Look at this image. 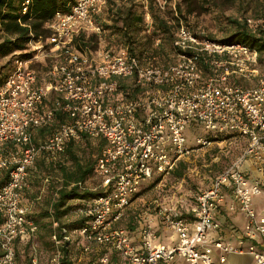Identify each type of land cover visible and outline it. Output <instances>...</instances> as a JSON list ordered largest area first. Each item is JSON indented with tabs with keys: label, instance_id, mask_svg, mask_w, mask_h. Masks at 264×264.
Masks as SVG:
<instances>
[{
	"label": "built area",
	"instance_id": "2783aa9c",
	"mask_svg": "<svg viewBox=\"0 0 264 264\" xmlns=\"http://www.w3.org/2000/svg\"><path fill=\"white\" fill-rule=\"evenodd\" d=\"M30 1L23 3L24 14ZM105 2L74 0L68 12L58 11L47 24L51 36L34 42L39 50L33 58L14 61L0 87V181L4 172L9 174L0 189V211L5 216L0 226V264H17L16 241L39 229L23 203L29 169L42 152L56 159L70 139L82 134L106 141L96 171L106 194L85 210L91 219L78 232L84 251L107 245L119 258L113 262L104 254L94 264H225L230 255H250L254 264H264V215L254 205L263 184L242 169L250 160L264 175L261 53L245 44L207 39L183 24L175 41L176 60L166 67L144 63L128 48L99 54L79 51L77 36L101 33L94 16ZM158 3L165 9L168 0ZM247 22L264 28V19L247 18ZM34 60L48 62L43 74L34 68ZM57 114L67 120L45 141L35 143V131L50 128ZM191 122L216 137L240 135L246 148L210 187L197 193L186 217L173 202L152 203L154 214L176 235L173 244L157 243L152 216L146 218L140 242L135 243L129 231L116 223L145 182L169 176L191 153L186 134ZM196 141L203 147L215 142L203 136ZM228 195L233 199L229 209L239 210L247 219L235 241L224 238L216 219ZM53 224L59 226L56 220ZM67 234L63 239L53 235L56 246L70 240ZM49 264H61V255L57 252Z\"/></svg>",
	"mask_w": 264,
	"mask_h": 264
},
{
	"label": "trees",
	"instance_id": "16d2710c",
	"mask_svg": "<svg viewBox=\"0 0 264 264\" xmlns=\"http://www.w3.org/2000/svg\"><path fill=\"white\" fill-rule=\"evenodd\" d=\"M73 1L74 0H31L28 10L24 14L23 3L25 0H0V57L11 55L17 51L19 52V54L13 58L9 71L6 74H3V72L0 71V87L4 84L8 74L12 71L14 67V61L16 59L27 60L32 58L34 53L29 52V48L32 43L39 40L45 41L51 36L52 32L47 27V24L55 17L58 11L68 12L71 9V4ZM211 2L213 1L204 0V3H201L200 0H183V4H178V7H176L174 10L175 13L172 11L162 13L163 11L158 7L156 0H152L150 5V13L154 17L156 29L152 36H147L149 37L148 43L144 42L142 44L139 41L137 42L136 38L131 34V32L139 30L144 21V13L138 12L135 4L126 6L124 8H119V12L117 13V21L118 23L121 21L122 24L116 28L118 30H123V35L130 44L128 50L131 54L137 56L144 63H154L152 61L156 62L157 57H160L161 55L164 57L166 55L168 56L165 50V43H170L177 54L178 51L175 46V41L177 37V31L181 26V21H187L189 16L200 13L202 10L208 11L210 9L209 7L211 6ZM206 4L210 6H206ZM99 16V13L96 14L94 19L97 24L101 25L100 21L98 20ZM186 27L192 29L189 24H187ZM192 30L196 32L194 29ZM156 36L161 38L164 44H161L157 48L153 49V43L151 41L153 40L152 38ZM96 37V33H93L90 37H87V32H82L76 37L75 45L81 52H92V44ZM205 38L224 44H245L257 49L261 54L264 53V28L261 25L250 26L247 22V19L243 23L237 22L235 31L228 39L219 41L210 36H205ZM168 65H163V67ZM4 68H6V66H4ZM131 93L132 92H128V95L131 96ZM66 120V115L57 114L56 121L50 128H41L37 130L38 132L40 131V134L50 135L56 129L58 124L65 122ZM199 125L201 124L191 122L187 127L186 134L188 136V145L191 149L192 147H203L197 144L196 141L197 137L200 136L206 137L212 141H217L231 136V134H228L216 137L214 134L204 129L202 135H198L195 139H193V142H191V138L188 135V129L191 127L194 132L197 133L196 128ZM238 136L243 138L240 135ZM81 139H94L95 141L97 152L93 151L88 160H83V158L78 155L77 143ZM34 142H37L35 137ZM105 147L106 141L104 138H91L86 134H82L78 139H70L66 143L64 152L58 154L55 161L50 159L51 155L49 153L42 152L40 156L42 155L43 159L50 161V165L55 167L53 168V171H56V179L52 176V169H49V166L44 161H41L40 163L37 162L39 159L37 158L35 163L38 165L36 170L32 169L33 166L29 169V186L23 190L22 196L25 199L28 197V194L31 191L27 189L37 188L42 185L44 179L43 170H46L48 173H50L48 174V188H58V192L56 193V198L47 203L49 205L48 209L43 210L39 214L36 212H30L28 217L36 224L42 218H51L58 221L59 226L57 234L58 238L61 239H63L67 233L80 230L83 226H85L91 219V216L87 215L86 213L68 224H64L63 219L74 213L76 209H81L83 207L82 209L85 211L89 208L88 205L75 207L74 205L70 204L72 201L81 200L84 202H91L97 197L106 194L105 187H102L100 184L94 189H90L93 187L88 185V181L92 177L97 176V166L102 159ZM59 156L66 159L67 161H71L73 167H68L61 160L58 161ZM180 165H182V162ZM173 174L179 178L182 177L179 168H176V170L173 171ZM161 179L162 176L156 178L149 188H154L161 181ZM8 180L9 174L6 171L4 172L0 181V189L8 182ZM4 220L5 216L3 212L0 211V226L3 224ZM139 221V219L136 220L134 218L128 220L126 229L128 231L134 229L135 226L139 224ZM143 222L145 221L143 220Z\"/></svg>",
	"mask_w": 264,
	"mask_h": 264
},
{
	"label": "rangeland",
	"instance_id": "374dc122",
	"mask_svg": "<svg viewBox=\"0 0 264 264\" xmlns=\"http://www.w3.org/2000/svg\"><path fill=\"white\" fill-rule=\"evenodd\" d=\"M152 0H106V2L101 6V10L99 12L98 20L101 23L102 31L101 33L87 31V37H90L93 33H96L97 37L95 41H93V51L94 53H102L107 50H120L122 48H128L130 46L126 37H124L123 30H118L116 27L121 26V21L118 23V15L119 8L130 6L135 4L137 7V11L140 13H144V21L139 30L131 32V34L136 38L137 42H149V37L152 36L153 32L156 29V24L153 15L150 13V5ZM211 6L206 4V6H210L207 11H200V13L191 15L187 18V21L182 20L181 24L187 26L189 24L192 29H194L197 33L203 34L205 36H210L216 40H225L228 39L231 34L235 31L237 26V22L243 23L247 18H252L253 20L264 19V0H212ZM158 7L162 10V13H166L175 10L174 5L178 7V4H183V0H168V4L165 9L160 7L158 0H156ZM201 3H204V0H200ZM157 8V7H156ZM151 41L153 44V49L157 48L159 45L164 44L163 40L159 37H153ZM36 43H33L29 52L34 53L32 58L38 53L39 49H35ZM165 50L168 54L164 56L157 57L156 62L154 64L163 66L173 63L176 60V52L175 49L170 45V43H165ZM19 52H14L11 55L0 57V71L3 74H6L9 71V68L12 65V60L15 56H17ZM164 57V58H163ZM48 62L37 63L35 60L33 61L34 68L40 73L43 74L45 72L46 65ZM6 66V68H4ZM264 71V53L261 54L260 61V72ZM246 85H249L246 82H242ZM135 94H131L129 97H134ZM205 128L203 125H199L196 128L197 133L189 127L188 135L190 136V141L193 142L198 135H202V132ZM35 137L37 141L40 139L47 137L48 134H39L38 130L35 131ZM223 140L226 142H222V139L217 140L209 147H199L193 148L189 155H186L182 158L176 165V168H179L182 177L179 178L175 174L171 173L166 177L164 181L165 184V193H163L160 197L163 199L165 197L168 200H183L187 205L193 203L194 196L198 193L200 188H207L213 179L221 173L225 168L229 167L233 163H235L243 154L245 150L244 140L239 138L238 135L231 134L230 137H225ZM195 144V143H194ZM78 147V155L83 158V160H88L89 156L92 155L93 151H96V145L94 139L85 140L81 139L77 143ZM97 152V151H96ZM95 156V155H94ZM37 162L44 161L49 169H52L51 173L53 178L56 179V171H53L55 168L53 165H50V161L42 158V155L38 157ZM51 160H56L50 158ZM61 160L68 167H73L71 161H67L61 156L58 157V161ZM182 162V165L180 163ZM36 165V166H35ZM38 164H34L32 169L36 170ZM257 172L264 176L262 172L257 170ZM48 171L43 170V182L40 187L37 188H48V185L44 182L45 178L48 176ZM256 177V176H254ZM54 180V179H53ZM52 181V179H51ZM100 184L99 178L97 176L92 177L88 181V185L97 188ZM144 187H141L139 191H141ZM149 188L145 189L143 192L146 193V202H150L154 199H157L159 194L154 193L152 191H148ZM41 208V207H40ZM40 208L36 209V213L39 214ZM136 211L132 209V212ZM73 216V215H71ZM69 216V217H71ZM75 220V219H74ZM73 222V221H72ZM71 223V222H69ZM47 232V231H46Z\"/></svg>",
	"mask_w": 264,
	"mask_h": 264
},
{
	"label": "crops",
	"instance_id": "0c3cea01",
	"mask_svg": "<svg viewBox=\"0 0 264 264\" xmlns=\"http://www.w3.org/2000/svg\"><path fill=\"white\" fill-rule=\"evenodd\" d=\"M38 133L40 134V131ZM46 138L47 137H44L36 143H41L45 141ZM241 139L244 140L243 142L246 148V139ZM222 142H226V140L222 139ZM242 169L246 173V175L249 176L250 179H261L262 181L263 193L260 196L255 197L254 205L258 213L260 215H264V176H261L257 172L258 169L256 165L253 161L250 160L244 163ZM158 177L159 176H155L153 179L145 182L142 185V187L144 188L138 192L137 196L135 197L132 203V206L130 207L126 215L123 217L122 220L116 223L117 226H122L126 228L128 220L132 218L140 220L139 224L136 225L134 229H131L129 231L135 243L140 242L141 231L145 225V222H143V220L145 221L148 216L155 217L154 226L158 234V244L171 245L176 241V235L171 232L163 224V222L154 214L155 208L152 205L154 201H158L161 203L173 202L178 206L180 212L183 213L185 217L187 216V211L192 204L191 203L187 205L186 203H184L183 200H168L165 197H163L162 199L160 196L165 193L166 188L164 181L166 180V177L162 178L161 181L154 188H149L153 181ZM48 180L49 177L47 176L44 180L46 185L49 184L47 183ZM212 182L208 187L212 185ZM147 188H149V190L145 192L152 191L154 193H158V198L150 202H146V200H144L146 198V193H144L143 191ZM203 189L206 188H200L198 193ZM27 190L31 191L29 192L28 197H26L25 199L23 198V203L30 209L29 212L31 213L37 212L36 209L40 207V211L48 209L49 205L47 203L51 200H54L56 198V193L58 192V188H29ZM232 201V196L228 195L226 203L217 213L216 219L221 223L222 228L220 233L224 236V238L230 241H235L239 234L243 231L247 219L246 216L239 210L232 211L229 209V205L232 203ZM91 203L92 201L84 202L81 200H75L72 201L70 204L74 205L75 207H79L84 205L91 206ZM82 208L76 209L74 213L70 214V216H73H67L66 218H64L63 223L68 224L69 222L74 221V219L76 220L80 216L85 214V211ZM132 209H135L136 211L132 212ZM53 222L54 219L51 218L40 219L38 222L39 224L37 223L39 225L37 233L30 235L26 238L18 239L16 241L15 249L17 254V264H49L51 260L55 257L57 252L58 255H61V264H94L104 254H109L113 262H119V258L113 248H111V246L96 244L92 247L89 252L84 251V241L80 236L78 230L71 231L67 234L70 237V240L66 244L56 246L53 240V235L57 233L58 227H55ZM211 235H215V232H211ZM218 255L219 252L217 251L214 258L216 259ZM225 264H254V259L250 255H230L228 256L227 262Z\"/></svg>",
	"mask_w": 264,
	"mask_h": 264
}]
</instances>
